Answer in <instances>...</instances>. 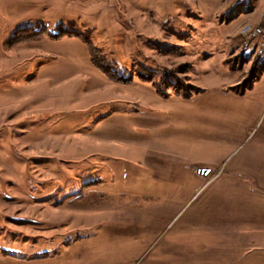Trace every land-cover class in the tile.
<instances>
[{"label": "rangeland", "instance_id": "1", "mask_svg": "<svg viewBox=\"0 0 264 264\" xmlns=\"http://www.w3.org/2000/svg\"><path fill=\"white\" fill-rule=\"evenodd\" d=\"M0 264H264V0H0Z\"/></svg>", "mask_w": 264, "mask_h": 264}, {"label": "trees", "instance_id": "2", "mask_svg": "<svg viewBox=\"0 0 264 264\" xmlns=\"http://www.w3.org/2000/svg\"><path fill=\"white\" fill-rule=\"evenodd\" d=\"M22 32H23V34H27V35H30V38H35V37H37V36H41V35H44L45 33H47L46 32V30H33V29H22L21 30ZM48 34V33H47ZM59 35H57V36H50L49 35V37H58ZM86 44H87V48H88V51H89V54H90V56H91V58H92V61H93V63L104 73V74H106L107 75V69L106 70H102V68H101V66H99V64H98V58L96 57V55H94V48L91 46V44L88 42V41H86ZM193 91H197V89H195L194 88V90Z\"/></svg>", "mask_w": 264, "mask_h": 264}, {"label": "built area", "instance_id": "3", "mask_svg": "<svg viewBox=\"0 0 264 264\" xmlns=\"http://www.w3.org/2000/svg\"><path fill=\"white\" fill-rule=\"evenodd\" d=\"M262 31L260 29H255L254 31H250L249 35L253 38H256L257 36L261 35Z\"/></svg>", "mask_w": 264, "mask_h": 264}, {"label": "bare ground", "instance_id": "4", "mask_svg": "<svg viewBox=\"0 0 264 264\" xmlns=\"http://www.w3.org/2000/svg\"><path fill=\"white\" fill-rule=\"evenodd\" d=\"M252 31H254V30H252Z\"/></svg>", "mask_w": 264, "mask_h": 264}]
</instances>
